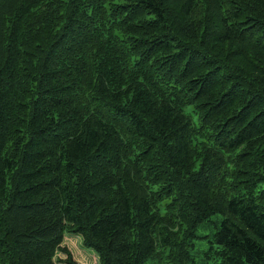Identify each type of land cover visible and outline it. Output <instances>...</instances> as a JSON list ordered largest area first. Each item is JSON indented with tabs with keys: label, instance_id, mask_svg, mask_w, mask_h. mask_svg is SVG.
<instances>
[{
	"label": "trees",
	"instance_id": "16d2710c",
	"mask_svg": "<svg viewBox=\"0 0 264 264\" xmlns=\"http://www.w3.org/2000/svg\"><path fill=\"white\" fill-rule=\"evenodd\" d=\"M66 233L264 264V0H0V264H77Z\"/></svg>",
	"mask_w": 264,
	"mask_h": 264
},
{
	"label": "rangeland",
	"instance_id": "374dc122",
	"mask_svg": "<svg viewBox=\"0 0 264 264\" xmlns=\"http://www.w3.org/2000/svg\"><path fill=\"white\" fill-rule=\"evenodd\" d=\"M198 236H203V235H209V231H203L202 229H199L197 231ZM196 244L200 247L205 246V241L204 240H197ZM63 247H66L67 250L71 253L73 260L77 264H98V258L96 254L88 248H85L82 243L81 239L77 236H73L71 234L66 233L64 235V241L62 244ZM199 257L198 255L196 258ZM56 258L58 262L56 264H62L59 262L60 260H63L65 256L62 253H58L56 255Z\"/></svg>",
	"mask_w": 264,
	"mask_h": 264
}]
</instances>
